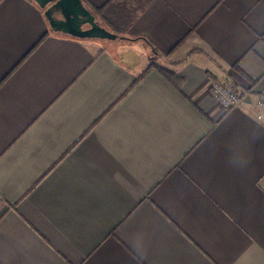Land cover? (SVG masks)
I'll list each match as a JSON object with an SVG mask.
<instances>
[{
  "label": "crops",
  "instance_id": "1",
  "mask_svg": "<svg viewBox=\"0 0 264 264\" xmlns=\"http://www.w3.org/2000/svg\"><path fill=\"white\" fill-rule=\"evenodd\" d=\"M126 1L106 39L0 0V264H264V114L210 92L264 95V0Z\"/></svg>",
  "mask_w": 264,
  "mask_h": 264
},
{
  "label": "water",
  "instance_id": "2",
  "mask_svg": "<svg viewBox=\"0 0 264 264\" xmlns=\"http://www.w3.org/2000/svg\"><path fill=\"white\" fill-rule=\"evenodd\" d=\"M42 9L49 25L55 31H62L79 38L117 37L115 32L101 25L83 0H34ZM52 9L58 10L60 18L52 16Z\"/></svg>",
  "mask_w": 264,
  "mask_h": 264
},
{
  "label": "trees",
  "instance_id": "3",
  "mask_svg": "<svg viewBox=\"0 0 264 264\" xmlns=\"http://www.w3.org/2000/svg\"><path fill=\"white\" fill-rule=\"evenodd\" d=\"M91 9L93 14L99 17L105 27L120 37L126 38L124 35L133 21L137 8L126 0H108L100 6H93ZM149 67H155L176 88H180L182 77L173 69L162 66L155 61H152ZM252 81H255V79H252Z\"/></svg>",
  "mask_w": 264,
  "mask_h": 264
},
{
  "label": "built area",
  "instance_id": "4",
  "mask_svg": "<svg viewBox=\"0 0 264 264\" xmlns=\"http://www.w3.org/2000/svg\"><path fill=\"white\" fill-rule=\"evenodd\" d=\"M210 92L216 97L218 104L223 109L241 107L246 104H253L259 111L257 117L264 114V95L255 98L253 102L248 100L245 94L239 92L235 86L223 80H214L210 84Z\"/></svg>",
  "mask_w": 264,
  "mask_h": 264
},
{
  "label": "flooded vegetation",
  "instance_id": "5",
  "mask_svg": "<svg viewBox=\"0 0 264 264\" xmlns=\"http://www.w3.org/2000/svg\"><path fill=\"white\" fill-rule=\"evenodd\" d=\"M52 16L54 17V18H60V14H59V12H58V10H56V9H52Z\"/></svg>",
  "mask_w": 264,
  "mask_h": 264
},
{
  "label": "rangeland",
  "instance_id": "6",
  "mask_svg": "<svg viewBox=\"0 0 264 264\" xmlns=\"http://www.w3.org/2000/svg\"><path fill=\"white\" fill-rule=\"evenodd\" d=\"M107 39V38H106Z\"/></svg>",
  "mask_w": 264,
  "mask_h": 264
}]
</instances>
